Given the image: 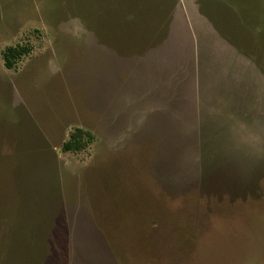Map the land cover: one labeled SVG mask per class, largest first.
<instances>
[{
    "label": "rangeland",
    "instance_id": "374dc122",
    "mask_svg": "<svg viewBox=\"0 0 264 264\" xmlns=\"http://www.w3.org/2000/svg\"><path fill=\"white\" fill-rule=\"evenodd\" d=\"M0 264H264V0H0Z\"/></svg>",
    "mask_w": 264,
    "mask_h": 264
},
{
    "label": "trees",
    "instance_id": "16d2710c",
    "mask_svg": "<svg viewBox=\"0 0 264 264\" xmlns=\"http://www.w3.org/2000/svg\"><path fill=\"white\" fill-rule=\"evenodd\" d=\"M25 52H27L25 47H7L4 52L5 66L12 68L15 64L16 58L20 57ZM85 134L87 133L83 129L76 128L75 132L71 135V138L64 142L63 149L66 151L82 149L85 146V142L83 140Z\"/></svg>",
    "mask_w": 264,
    "mask_h": 264
},
{
    "label": "crops",
    "instance_id": "0c3cea01",
    "mask_svg": "<svg viewBox=\"0 0 264 264\" xmlns=\"http://www.w3.org/2000/svg\"><path fill=\"white\" fill-rule=\"evenodd\" d=\"M213 47H214V46H213ZM211 50H212V49H211ZM211 50H208L207 53L210 52ZM214 50H215V51H214ZM214 50H213V53H215V54L218 53V50H216V49H214ZM150 51H151V50H150ZM150 51H148V52H150ZM148 52H147V55L149 54ZM182 54H183V55H181V54H177V55H176V54H175L176 56H175V55H172V56H170V57H188L187 53H182ZM147 55H144V57H147ZM168 55H169V54H165V56L169 57ZM150 57H151V55H150Z\"/></svg>",
    "mask_w": 264,
    "mask_h": 264
}]
</instances>
